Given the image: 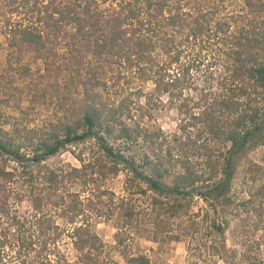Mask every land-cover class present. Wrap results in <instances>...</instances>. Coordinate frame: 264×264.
Here are the masks:
<instances>
[{"label": "trees", "instance_id": "trees-1", "mask_svg": "<svg viewBox=\"0 0 264 264\" xmlns=\"http://www.w3.org/2000/svg\"><path fill=\"white\" fill-rule=\"evenodd\" d=\"M8 1L9 10L1 14L23 12L30 16L28 23H7L6 35L13 50L21 56L33 46L51 45L45 56L48 76L54 68L52 61L59 58L55 47L62 28H69L68 62L75 70L85 66L86 54H91L98 59H115L131 70L138 68L144 77L152 74L142 64L156 50L154 39L163 43L165 55H172L178 36L188 42L211 39L212 33L227 39L222 41L226 43V69L218 82L219 93H206L193 106L185 105L186 117L179 134L165 135L161 130L135 123L125 101L110 104L86 84L77 97L71 94V85L63 88L60 106L66 115L61 125L52 124L45 131L0 126V208H7L15 196L18 203H29L36 219L31 232L25 231L29 237L19 233L14 238L15 246L10 239L11 229L0 230V264H67L68 256L60 253L58 241L69 226L77 263L103 264L102 241L91 229L89 212L93 200L89 199L86 205L80 200V193L71 188L87 186L89 171L106 178L127 170L155 193L153 206L172 219L187 214L192 202L200 198L210 208V229L217 237H225L226 210L254 204L252 195L247 202L236 205L232 189L246 150L264 143V109L241 99L249 96L246 85L252 84L255 91L264 92V0H241L244 13L231 16L227 22L218 21V5L211 3L213 6L207 7L205 0H197L194 5L198 7L192 12L185 11L187 3L183 5L182 0H114L116 8L108 13L98 9L97 0ZM178 61L179 57L173 59ZM162 68L164 65L160 71ZM88 73L98 81L101 74L108 72L99 66ZM154 82L156 91L163 95L182 84L176 76L168 81L159 76ZM53 88L60 93L59 84ZM261 101L264 108V93ZM195 129L199 132L193 137L189 130ZM89 140L95 142L98 151L88 164L81 159L82 169L55 170L47 166V161L61 152ZM136 147L146 152L137 157ZM258 194L263 196L264 192ZM103 196L100 194L99 198ZM117 209L125 226H133L136 210L124 199ZM58 219L67 224L63 230ZM33 233L42 239L38 240L39 247ZM119 242L123 245V240ZM14 248L18 250L11 257L7 251ZM244 258L250 263L253 255L249 252ZM134 264L152 262L147 256H140Z\"/></svg>", "mask_w": 264, "mask_h": 264}, {"label": "rangeland", "instance_id": "rangeland-1", "mask_svg": "<svg viewBox=\"0 0 264 264\" xmlns=\"http://www.w3.org/2000/svg\"><path fill=\"white\" fill-rule=\"evenodd\" d=\"M8 2L0 0V126L5 129L14 127L45 131L52 124L61 125L66 114L60 100L63 98V88L68 84L75 97L82 94L86 84L110 104L118 105L125 101L130 105L135 123H141L153 131L161 130L165 135L180 133L181 123L186 117L185 105L193 106L206 93H219L218 82L225 76L226 69L223 54L226 43L222 41L227 38L223 35L217 37L212 33L211 39L206 37L198 42H188L178 36L177 47H172V55H165L163 43L159 38L154 39L158 44L156 50L142 64L143 67L147 65L152 74L144 77L138 68L131 70L124 64L116 63L115 59H98L91 54H86L85 66L75 70L68 62L70 55L67 45L71 36H67L66 32L69 28H62L59 44L55 47L59 58L52 61L54 68L51 76H48L45 56L51 45L33 46L21 56L13 50L6 35L7 23H28L30 16H25L23 12L8 16L1 14L9 10ZM182 3H187L185 11L192 12L198 7L194 5L198 3L197 0H182ZM204 3L207 7H212L211 3L218 5L217 20L222 22L230 21L231 16L245 11L241 0H205ZM97 4L104 13L113 11L117 5L114 0H97ZM32 6H29L30 11L33 10ZM176 57H179L177 63L173 62ZM161 65L164 68L160 71ZM99 66L108 73L101 74V79L96 81L90 77L88 70H96ZM59 67L63 68L59 71ZM158 71L162 74L159 75ZM159 76L166 81L180 77L181 87L173 89L170 94H159L154 82ZM56 84L61 86L60 93L53 88ZM246 87L249 96L241 98L242 101H251L253 106L264 109L261 101L264 92L255 91L252 84ZM189 132L195 137L199 129ZM97 151L98 146L94 141L78 143L47 161V166L55 170L82 169L84 164L81 159L88 164ZM142 152L146 150L136 147L134 154L141 157ZM257 167L261 170H257ZM150 174L148 171L147 175ZM88 175L87 186L79 184L71 188L80 193V200L86 205L89 199L93 200L92 211L89 212L92 215L91 229L102 241L100 261L103 264H134V260L140 256H147L152 264H264V195L258 194L264 192V143L249 147L243 155L233 182L232 196L237 205L247 202L253 195L254 204L238 210L234 207L226 210L224 220L228 225L225 237H217L210 229L207 220L210 208L200 198L192 202L187 214L172 219L153 206L155 193L144 182L135 180L127 170L116 177L102 178L92 175L91 171ZM253 178L257 180L253 181ZM100 194L104 196L99 198ZM15 199L12 196L9 206L0 208V230L11 229L10 239L14 246L17 244L14 238L19 233L29 237L25 231L31 232L30 227L36 221L29 203L20 204ZM123 199L137 212L131 227L125 226L117 209ZM58 222L61 230L66 228L63 220L58 219ZM69 229L70 226L58 241V249L68 256L67 264H78V253L74 240L69 237ZM33 235L37 243L38 240L42 241L37 233ZM118 237L119 241L123 240V245ZM36 246L39 247V243ZM14 249L7 251L11 257L18 250ZM30 252L35 257L36 254ZM249 252L253 255L250 263L244 258Z\"/></svg>", "mask_w": 264, "mask_h": 264}]
</instances>
